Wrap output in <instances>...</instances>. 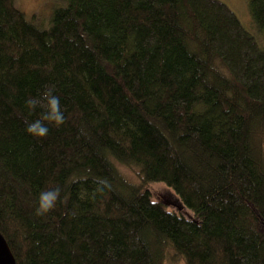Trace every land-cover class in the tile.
Here are the masks:
<instances>
[{"label":"trees","instance_id":"obj_1","mask_svg":"<svg viewBox=\"0 0 264 264\" xmlns=\"http://www.w3.org/2000/svg\"><path fill=\"white\" fill-rule=\"evenodd\" d=\"M246 1L257 35L220 0H55L41 19L0 0V232L17 264H264V0ZM47 88L66 122L38 138L26 101Z\"/></svg>","mask_w":264,"mask_h":264},{"label":"rangeland","instance_id":"obj_2","mask_svg":"<svg viewBox=\"0 0 264 264\" xmlns=\"http://www.w3.org/2000/svg\"><path fill=\"white\" fill-rule=\"evenodd\" d=\"M229 6L234 13L238 16L243 26L247 29L255 33L257 35V31H255V26L248 8V4L246 0H220ZM19 8L25 13L27 17H37L39 19L47 16L51 10L55 7V0H16ZM117 168L119 172L123 174L128 180L132 182L138 183V179L136 176V170L124 166L122 164L117 163ZM151 191L154 197L158 201H162L175 212L181 213L188 218H193L194 215L186 210L183 207V204L179 200V198L174 194V192L163 183H156L152 186ZM178 264H184L179 262Z\"/></svg>","mask_w":264,"mask_h":264},{"label":"clouds","instance_id":"obj_3","mask_svg":"<svg viewBox=\"0 0 264 264\" xmlns=\"http://www.w3.org/2000/svg\"><path fill=\"white\" fill-rule=\"evenodd\" d=\"M26 104L30 112L35 111L37 107L44 109L39 118L26 127L27 133L43 138L48 135L51 124L54 127L62 126L66 120L64 113L61 110L60 98L54 94L53 88H47L38 97H30ZM61 189L56 187L52 190L42 191L39 195L37 207V215H43L53 210L58 201H60Z\"/></svg>","mask_w":264,"mask_h":264},{"label":"water","instance_id":"obj_4","mask_svg":"<svg viewBox=\"0 0 264 264\" xmlns=\"http://www.w3.org/2000/svg\"><path fill=\"white\" fill-rule=\"evenodd\" d=\"M0 264H17V260L6 240L0 232Z\"/></svg>","mask_w":264,"mask_h":264}]
</instances>
